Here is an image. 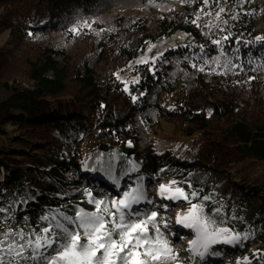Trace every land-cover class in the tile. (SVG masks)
Returning a JSON list of instances; mask_svg holds the SVG:
<instances>
[{"label": "trees", "instance_id": "16d2710c", "mask_svg": "<svg viewBox=\"0 0 264 264\" xmlns=\"http://www.w3.org/2000/svg\"><path fill=\"white\" fill-rule=\"evenodd\" d=\"M127 2L141 10L178 2L181 11L134 19L117 12L127 9L124 0H0V35L26 44L17 56L0 49V167L7 171L0 236L43 234L50 223H65L61 213L74 218L80 209L95 211L90 199L110 204L93 190L91 197L69 195L71 180L63 175L79 173L105 145L125 166L123 148H133L147 176L161 178L166 169L215 227L264 243V199L248 190H264V0ZM108 11L117 12L111 21L96 20ZM180 30L191 35L188 44L134 64L150 43ZM94 32L102 54L126 53L125 68L102 76L90 61L73 60L70 42ZM57 35L65 40L56 45ZM156 145L178 158L161 164ZM149 232L156 235L151 226Z\"/></svg>", "mask_w": 264, "mask_h": 264}, {"label": "snow or ice", "instance_id": "6c2138e0", "mask_svg": "<svg viewBox=\"0 0 264 264\" xmlns=\"http://www.w3.org/2000/svg\"><path fill=\"white\" fill-rule=\"evenodd\" d=\"M166 191H171L169 186L161 185V195ZM175 193L168 198H183L191 203L182 189H175ZM143 199L140 189H132L110 204L90 199L95 211L80 209L74 218L61 213L65 223L56 220L43 228V234L33 232L26 238L23 231L9 230L0 236V264H21L22 261L25 264L29 261L34 264H41V261L43 264H158L169 257L175 259L156 224L157 213L144 214L141 218L140 213L132 211V206ZM4 211L0 208V212ZM43 219L48 220V217ZM178 223L194 229L197 238L191 241L193 251L202 246L207 252L211 244L222 239L227 243L238 239L230 235L229 229L215 227V221L205 215L202 204H191L188 214L180 217ZM149 226L155 230V236L149 235ZM49 250L54 254H47Z\"/></svg>", "mask_w": 264, "mask_h": 264}, {"label": "rangeland", "instance_id": "374dc122", "mask_svg": "<svg viewBox=\"0 0 264 264\" xmlns=\"http://www.w3.org/2000/svg\"><path fill=\"white\" fill-rule=\"evenodd\" d=\"M126 2V8L127 9H119L117 12L119 15H123L125 17H132L137 18L140 14L144 16H148L152 20L157 19L159 16H161L164 13H168L170 11H181V5L177 3H173L170 5H161L159 3H152L149 4L147 7H145L147 10H141L142 8H138L134 3L127 2V0H124ZM116 12V13H117ZM114 11H108L106 14H103L99 17H97V21L107 22L110 17L112 18L116 15ZM111 18V19H112ZM111 19L109 21H111ZM108 21V22H109ZM81 36V35H80ZM83 38H79L77 41L72 44V41L70 42V45L72 47V51H70L73 60L76 63H81L88 60L89 63H92V65L97 69V71L103 76H107L110 72L115 70H121L125 68L126 65V58L127 55L124 51H116L113 56L111 54H102L100 51V36L98 35V32H94L92 34H83ZM135 38L131 37L130 41H133ZM65 40V35H57L55 39H53V44H59ZM192 40L191 35L187 34L184 31H176L170 36L162 37L156 42H152L149 44V46L135 59L134 64H143V63H153L156 61L157 57L162 54L165 50L176 48L181 45L188 44ZM25 41L18 40L15 38H11L8 36L7 33H4L0 35V49H11L13 51L12 54L18 55L19 51L18 49H22L25 46ZM3 52V51H0ZM114 53V52H112ZM264 79V76L262 77ZM259 89H262V93L259 95V104L264 107V86H261ZM246 98V97H245ZM257 96L255 94L249 95L248 99L250 101L251 105H254L256 102ZM145 116L147 118H154V112H145ZM68 121L70 118L67 119ZM154 121V120H153ZM155 123V121H154ZM165 132H163V137H166L167 131L169 128L164 125ZM162 128V127H161ZM107 147V146H106ZM129 149V147H125ZM155 148L162 150L160 153L157 154V157L161 164L166 165L167 159L170 157L178 158L175 156L174 151L169 150V147L167 146H158L156 145ZM133 149V148H132ZM124 153V152H123ZM135 154V151H134ZM134 154L127 155L124 153V155L128 156V160H124L126 165H122V160L120 155L116 153H109L108 149L105 150H99L98 153L90 156L86 162V165H93L99 169V173L101 177L98 179L93 178L91 175L88 177L91 181H86L87 187L83 189L82 186L73 185L74 183H69L65 190L69 195H85L89 196L90 190L99 191L104 195H110L109 197L110 202L113 199H120L122 198L123 194L125 192H131L132 189H141L143 185H146L148 188V192H150V197L152 202H156L157 205H162L159 203V200H157L160 196L158 194H155L157 190L161 191V185L169 186L171 191H166L164 194L172 193L173 195H176L175 189H177L173 184L174 181L170 180V177H167V171L166 169L162 168L161 171H163V177L157 178L156 176H147V174H140V170L143 167L142 165L135 159L133 156ZM91 158V159H90ZM119 169L116 173V169ZM262 171H264V166L260 168ZM49 170V169H48ZM144 173V170H143ZM7 174V171L4 167H0V190L1 189V181L3 180L4 176ZM72 174L75 175V173H71L70 171L64 172L65 177H72ZM73 178V177H72ZM113 179V180H111ZM97 181V182H94ZM101 181L104 184H100ZM77 186V187H75ZM115 186L116 190L115 193H111L109 191L111 188ZM118 187H120L118 189ZM103 188V189H102ZM112 190V189H111ZM251 190L252 193H258L261 197L263 196L264 199V190L256 189V187ZM184 192V191H183ZM36 197L39 196L40 191L36 190ZM58 197H61L59 195ZM87 197V198H88ZM62 204L64 202V198L62 197ZM164 201H166V198H162ZM262 199V198H261ZM35 201V197L32 199ZM191 207V204L189 201L184 200L183 198L180 199H173V203L170 204H164L163 208H165L167 211L166 214L161 213L159 211H156V224L160 225L158 226L159 229L163 232H165V239L168 241L169 247H171L173 251V256H175V263L174 264H190L188 261L183 260V255H180L178 251L175 250L177 246L174 248V242L173 240L168 237V227L174 223L175 221V215L179 214L181 217L186 216L188 214V209ZM150 214V213H149ZM162 216H165L166 218L163 219ZM160 223V224H158ZM167 225V227H165ZM192 231H187L186 236H191L192 240L196 236V233L194 229ZM192 233H195L192 234ZM233 257L231 260L233 262L229 264H264V243H261L257 240V238H250L248 240L240 241L238 249L232 251V254L230 255ZM170 262H173V259H170ZM161 264V263H159Z\"/></svg>", "mask_w": 264, "mask_h": 264}, {"label": "bare ground", "instance_id": "6f19581e", "mask_svg": "<svg viewBox=\"0 0 264 264\" xmlns=\"http://www.w3.org/2000/svg\"><path fill=\"white\" fill-rule=\"evenodd\" d=\"M90 170H92L91 168H90ZM86 172V171H85ZM87 173V172H86ZM86 176V175H85ZM98 176H101L100 175V173H98ZM87 177H89V176H87ZM98 180H100V179H98ZM94 182H97V181H94ZM100 183H102L101 181H99ZM141 191H142V193H143V196H144V199L143 200H141V202H143V201H145L146 199H147V196H148V188L146 187V185H143V187H141V189H140ZM160 191V190H159ZM169 196H174L173 194H171V193H167V194H165V197L164 198H166V199H168V197ZM173 200V199H172ZM175 200V199H174ZM177 200V199H176ZM157 205H154V207H152V209H154V208H157L156 207ZM134 207H136V206H134ZM161 213H164V214H166V212H165V210H162V209H160L159 210ZM181 216L179 215V214H176L175 215V218H176V221H177V223H178V219L180 218ZM162 218L163 219H165V216H162ZM180 224V223H179ZM182 230H184L183 228H182ZM190 245H191V243H190ZM192 246V245H191ZM232 250V248H229V249H227L226 250V252L225 253H229L230 251ZM224 254V252H218L217 254H216V256L217 257H221L222 255ZM204 261H206L204 264H212V263H216V261L214 260V259H206V260H204ZM223 261H225V259L223 260L222 259V262Z\"/></svg>", "mask_w": 264, "mask_h": 264}, {"label": "water", "instance_id": "95a60500", "mask_svg": "<svg viewBox=\"0 0 264 264\" xmlns=\"http://www.w3.org/2000/svg\"><path fill=\"white\" fill-rule=\"evenodd\" d=\"M106 149H107V147L105 145H101L100 146V150H105L106 151ZM123 152L126 153L127 155H131V154H134V149H132V148L127 149V148L124 147L123 148Z\"/></svg>", "mask_w": 264, "mask_h": 264}]
</instances>
